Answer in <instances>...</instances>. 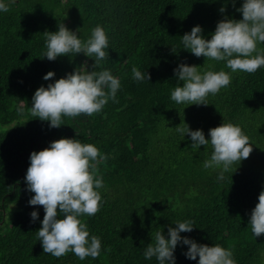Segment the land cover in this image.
<instances>
[{"label":"trees","instance_id":"obj_1","mask_svg":"<svg viewBox=\"0 0 264 264\" xmlns=\"http://www.w3.org/2000/svg\"><path fill=\"white\" fill-rule=\"evenodd\" d=\"M242 2L14 0L7 12H0V264H158L155 257L144 258L145 247L157 230L166 234L168 225L185 219L195 226L181 236L230 249L236 264H264V234L255 238L248 226L264 189V67L231 72L224 61H205L181 44L184 33L197 24L210 38L225 15L222 6L229 18L242 19L236 11ZM60 22L78 29L82 40L96 25L104 27L109 56L95 70L110 69L121 88L116 102L110 99L100 112L62 116L64 125L49 127L50 122L31 115L35 90L85 61L92 70L95 59L83 53L43 58V33L57 31ZM180 63L224 69L231 73V83L210 95L208 105L176 104L170 90L177 83L173 69ZM133 66L147 71L149 81L134 80ZM48 71L55 77L46 81ZM223 119L242 127L253 150L218 181L217 172L202 166L211 147H191L190 137L183 140L172 127L184 121L208 139V130ZM60 138L94 144L107 156L96 168L103 177L100 209L81 217L90 235L101 239L95 258L43 253L37 238L45 212L42 205L28 204L34 193L26 190L24 177L31 152ZM33 210L39 212L35 221ZM187 247L175 249L176 264H196L183 254Z\"/></svg>","mask_w":264,"mask_h":264},{"label":"clouds","instance_id":"obj_2","mask_svg":"<svg viewBox=\"0 0 264 264\" xmlns=\"http://www.w3.org/2000/svg\"><path fill=\"white\" fill-rule=\"evenodd\" d=\"M12 2L14 0H0V12H7ZM219 11L225 15L217 22L210 38L203 35L202 26L197 24L181 37L182 49L196 57H205V61H224L231 72L253 73L264 67V48L258 47L264 44V0H243L236 9L242 14L239 20L229 18L224 6ZM57 28V31L43 33L46 49L43 58L56 60L58 56L83 53L95 59L92 70L85 61L46 87L41 85L35 90L29 108L31 115L50 122L49 127L64 125L62 116H91L100 112L110 99L116 102V94L121 88L120 79L110 69L95 70L109 56L106 51L109 49V36L102 25H96L86 40L80 38L78 29L70 30L63 22L58 23ZM172 51L175 52L173 48ZM131 72L132 78L138 82L150 79L147 71L142 72L136 66ZM173 72L177 83L170 90V98L176 104L186 106L208 105L210 95H216L231 83L230 72L224 69L216 71L210 64L201 67L180 63ZM53 77L55 72L48 71L43 79L48 81ZM19 110L23 111L22 108ZM172 128L183 140L187 134L193 148L199 149L201 145L211 147L210 157L203 161L202 166L217 172L218 181L225 180V174L232 170L233 165L240 164L253 150V144L242 127L229 120L223 119L220 125L210 128L208 139L202 129L192 130L184 121ZM105 159L107 156L97 146L82 143L77 138H60L51 141L43 150L31 152L24 180L26 190L34 193L28 204L44 208L42 227L37 231L43 253L59 258L72 252L81 260L100 255L101 239L90 235L88 225L82 222L81 217L93 216L100 209L102 196L99 189L103 187V177L96 175V168ZM30 215L33 221L39 218L37 210ZM172 224L175 227L168 225L166 234L162 228L155 232L153 242L148 243L143 252L146 260L155 257L158 264H176L175 249L178 245H187L183 254L187 259L195 260L196 264H236L230 249L181 236L182 232L193 230L194 221L177 220ZM248 226L255 238L264 234V189L249 214Z\"/></svg>","mask_w":264,"mask_h":264}]
</instances>
